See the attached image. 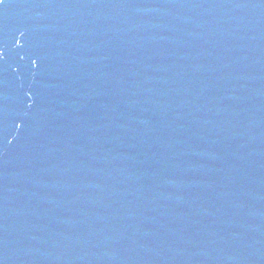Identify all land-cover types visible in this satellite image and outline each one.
<instances>
[{
  "label": "water",
  "instance_id": "water-1",
  "mask_svg": "<svg viewBox=\"0 0 264 264\" xmlns=\"http://www.w3.org/2000/svg\"><path fill=\"white\" fill-rule=\"evenodd\" d=\"M0 264H264V0H0Z\"/></svg>",
  "mask_w": 264,
  "mask_h": 264
}]
</instances>
